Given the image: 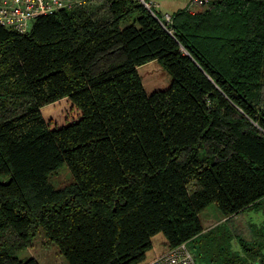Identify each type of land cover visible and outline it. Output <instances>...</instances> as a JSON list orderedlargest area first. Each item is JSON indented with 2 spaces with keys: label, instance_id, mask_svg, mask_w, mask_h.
<instances>
[{
  "label": "trees",
  "instance_id": "16d2710c",
  "mask_svg": "<svg viewBox=\"0 0 264 264\" xmlns=\"http://www.w3.org/2000/svg\"><path fill=\"white\" fill-rule=\"evenodd\" d=\"M151 62L167 90L146 92ZM63 100L76 115L52 128ZM211 205L227 219L204 233ZM249 211L264 216V0L172 25L139 0H90L25 34L0 24V264H39L17 256L39 230L68 264H147L159 234L163 254L264 264V220L250 239L232 227Z\"/></svg>",
  "mask_w": 264,
  "mask_h": 264
},
{
  "label": "rangeland",
  "instance_id": "374dc122",
  "mask_svg": "<svg viewBox=\"0 0 264 264\" xmlns=\"http://www.w3.org/2000/svg\"><path fill=\"white\" fill-rule=\"evenodd\" d=\"M142 69H145L146 72L143 75L140 73V70ZM140 70L138 72L148 94H152L160 90H167L171 86V77L158 63L144 66ZM53 108L58 113V116L57 118H52L50 115L52 119H50L49 122L52 128L62 125L64 120H72L73 116L75 117L76 115L73 105L68 100L59 102L53 106ZM44 113H46V116L47 111H44ZM50 182L57 190H59L70 186L74 181L69 169L65 166L50 176ZM210 208L218 210L216 205H211L207 209ZM263 220L264 216L262 211H249L244 215L241 214L236 216L232 221V227L241 232V234L246 237V239H250L252 234L250 232L249 225L253 224L260 226L262 225ZM192 252L195 255V252ZM17 256L21 260L34 259L39 264H68L66 259L61 255L59 249L46 238L43 230H39L32 243L25 250L19 252Z\"/></svg>",
  "mask_w": 264,
  "mask_h": 264
},
{
  "label": "built area",
  "instance_id": "2783aa9c",
  "mask_svg": "<svg viewBox=\"0 0 264 264\" xmlns=\"http://www.w3.org/2000/svg\"><path fill=\"white\" fill-rule=\"evenodd\" d=\"M90 0H0V24L20 34L30 31L40 17L53 15L59 11L87 3ZM143 2V0H139ZM213 0H191L188 13L194 15L200 8H207ZM149 8V7H147ZM163 19L173 24L172 15ZM147 264H198L195 255L186 243L170 249Z\"/></svg>",
  "mask_w": 264,
  "mask_h": 264
},
{
  "label": "crops",
  "instance_id": "0c3cea01",
  "mask_svg": "<svg viewBox=\"0 0 264 264\" xmlns=\"http://www.w3.org/2000/svg\"><path fill=\"white\" fill-rule=\"evenodd\" d=\"M142 3L147 4L148 9L164 17L165 14L175 17L188 13L191 0H143ZM197 12V11H196ZM195 12V13H196ZM189 14V13H188ZM157 62H151L147 65ZM145 65V66H147ZM144 67V66H142ZM138 68V71L142 68ZM226 217L217 209H206L200 215V221L203 228V232L206 233L218 225L223 224L226 221ZM205 221V223H204ZM167 248L166 241L163 235L159 234L153 239V249L148 253L149 260H154L163 255V252Z\"/></svg>",
  "mask_w": 264,
  "mask_h": 264
},
{
  "label": "water",
  "instance_id": "95a60500",
  "mask_svg": "<svg viewBox=\"0 0 264 264\" xmlns=\"http://www.w3.org/2000/svg\"><path fill=\"white\" fill-rule=\"evenodd\" d=\"M146 7H147V4L143 3Z\"/></svg>",
  "mask_w": 264,
  "mask_h": 264
}]
</instances>
